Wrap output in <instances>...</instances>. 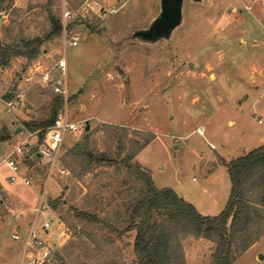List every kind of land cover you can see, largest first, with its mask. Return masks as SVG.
<instances>
[{"label":"rangeland","instance_id":"1","mask_svg":"<svg viewBox=\"0 0 264 264\" xmlns=\"http://www.w3.org/2000/svg\"><path fill=\"white\" fill-rule=\"evenodd\" d=\"M81 1L71 0L74 17L67 25L79 44L64 52L63 29L49 37L52 17L61 21V0H0L2 45L23 48L26 40L43 39L38 56H12L0 65V124L15 120L11 130L0 127V264L22 263L23 240L12 233L25 238L43 190L38 226L51 222L53 248L45 264H134L136 230L129 226L142 182L125 158L147 168L157 188H172L201 212L217 215L231 191L227 162L264 144L259 0H185L182 24L152 44L134 33L159 14L160 0H91L92 9L81 8ZM65 53L69 109L82 131L66 136L50 172L49 160L37 154L41 138L34 124L52 119L59 97L35 85L23 104L9 109L6 102L16 99L25 76L37 77ZM19 111L31 119L16 120ZM86 132L90 149L110 160L83 171L85 163L71 149ZM25 142L18 181L9 183L3 158ZM21 181L32 193L28 201L19 195ZM255 236L249 230L237 239L234 264H264V234ZM168 242L164 264L211 263L215 243L208 238L180 233Z\"/></svg>","mask_w":264,"mask_h":264},{"label":"trees","instance_id":"2","mask_svg":"<svg viewBox=\"0 0 264 264\" xmlns=\"http://www.w3.org/2000/svg\"><path fill=\"white\" fill-rule=\"evenodd\" d=\"M51 22L49 37L61 33L63 29L59 18L52 17ZM42 44L43 39L39 37L26 40L23 48L0 43V65H7L12 56L36 57ZM60 103V98H56L51 120L34 124L35 129L40 130V138L45 129L53 124ZM71 152L85 163L83 171L110 160L106 154L90 149L88 132L82 142L72 147ZM132 160L133 156L125 158L124 166L133 168L142 182L139 196L132 204L133 224L129 226L136 230L134 264H164L168 241L180 233L205 237L215 243L210 264H234L237 239L241 235L247 236L249 230L256 234L253 241L264 234V144L227 162L231 191L225 207L217 215L202 214L172 188H157L151 172ZM118 164L121 165L120 160ZM53 206L56 209L57 202ZM83 215L95 219L90 214ZM242 243V248L239 247L247 249L249 243Z\"/></svg>","mask_w":264,"mask_h":264},{"label":"built area","instance_id":"3","mask_svg":"<svg viewBox=\"0 0 264 264\" xmlns=\"http://www.w3.org/2000/svg\"><path fill=\"white\" fill-rule=\"evenodd\" d=\"M61 22L63 27V47L64 52L66 47L77 46L79 44L80 36L77 34H68L67 25L73 20L74 14L70 8L71 0H61ZM260 4L264 5V0H259ZM81 8H93L91 0H82ZM59 73V75H58ZM26 87L23 88L16 96V99L8 100L6 102L9 109H14L16 105L23 104V97L27 90L35 85L44 86L52 90L59 98H62V106L58 110L54 122L47 127L41 138V144L38 148V152L42 158H47L50 162V172H52L56 166L59 165L60 152L63 143L68 134H81L80 123L74 121L71 118V112L69 109V85L67 79V62L66 53L62 55L50 68H46L37 77L36 74L27 75L24 77ZM255 119L261 123L262 119L255 117ZM202 133V130H199ZM33 133H30V137ZM28 145V142L20 144L14 148V150L3 158V162L10 169L11 173L8 177L9 183H16L19 178V164L18 157L23 154V149ZM61 175L68 174L65 168H59ZM26 184H30L29 179L23 178ZM45 190L41 195L39 205L35 208V217L28 227L27 235L23 238L19 233H12L14 240H23V255L21 264H45L48 262L53 254V248L51 244V222L46 220L40 226H38V216L44 207ZM21 217V216H19Z\"/></svg>","mask_w":264,"mask_h":264},{"label":"water","instance_id":"4","mask_svg":"<svg viewBox=\"0 0 264 264\" xmlns=\"http://www.w3.org/2000/svg\"><path fill=\"white\" fill-rule=\"evenodd\" d=\"M185 0H160V12L147 28L135 30V36L145 43H155L171 37L173 31L183 22ZM201 2L202 0H193ZM89 129L87 126L86 130Z\"/></svg>","mask_w":264,"mask_h":264},{"label":"crops","instance_id":"5","mask_svg":"<svg viewBox=\"0 0 264 264\" xmlns=\"http://www.w3.org/2000/svg\"><path fill=\"white\" fill-rule=\"evenodd\" d=\"M18 87L19 88H25L26 87V84H25V82H24V79H22L21 81H20V84L18 85ZM36 87H39L40 89H42V87L41 86H36ZM36 90V88H29L28 90H27V92H26V94H28L29 93V96H32V94H33V92ZM30 91V92H29ZM1 111V110H0ZM15 117L17 116V115H14ZM18 116H19V118H18ZM18 116L16 117V120L17 119H21V120H23L24 122L25 121H28L29 119H31L30 118V116L29 115H27V114H25L23 111H19L18 112ZM1 119H3V114H1V112H0V120ZM15 120H13V117H11V118H5L4 119V122H2V124H0V127H3V126H5L8 130H11L12 129V122H14ZM230 123H232V122H230ZM17 128H18V130H20V129H23V127L21 126V128H20V126H16ZM16 129V128H15ZM5 142H7V141H5ZM37 154H38V156L40 157V158H42L41 156H40V154H39V152H37ZM23 184L24 182H19V183H17V185H19V184ZM19 187L21 188V189H24L23 191L24 192H20L21 194H19L22 198V200L24 199L25 201H28L29 200V197L32 195V193H31V191L28 193L26 190H28V189H26L25 188V184H24V187L22 188L21 187V185H19ZM19 188V189H20ZM29 191V190H28ZM196 206V205H195ZM196 208L199 210V212H201L200 211V207H198V206H196ZM206 207L205 206H203V209H205ZM202 214H204V215H210V214H205V212L204 211H202L201 212ZM20 216H22V215H20ZM134 248V247H133Z\"/></svg>","mask_w":264,"mask_h":264}]
</instances>
